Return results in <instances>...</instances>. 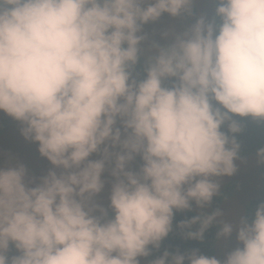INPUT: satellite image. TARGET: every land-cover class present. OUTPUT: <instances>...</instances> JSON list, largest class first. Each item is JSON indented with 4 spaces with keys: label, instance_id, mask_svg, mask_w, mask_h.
<instances>
[{
    "label": "clouds",
    "instance_id": "9594fccd",
    "mask_svg": "<svg viewBox=\"0 0 264 264\" xmlns=\"http://www.w3.org/2000/svg\"><path fill=\"white\" fill-rule=\"evenodd\" d=\"M194 2L0 0V111L60 169L28 187L24 165L0 168V264H140L174 210L208 207L213 177L236 171L233 117L264 120V0H217L214 18L153 41L144 78L133 76L149 51L144 25L192 16ZM256 157L264 164V147ZM106 169L111 217L93 199ZM222 216L215 208L179 224L193 239L213 224L217 241L235 232L242 246L222 261L193 249L147 264H264V201Z\"/></svg>",
    "mask_w": 264,
    "mask_h": 264
},
{
    "label": "rangeland",
    "instance_id": "374dc122",
    "mask_svg": "<svg viewBox=\"0 0 264 264\" xmlns=\"http://www.w3.org/2000/svg\"><path fill=\"white\" fill-rule=\"evenodd\" d=\"M216 6L217 0H195L192 4V16L172 17L164 13L158 20L144 25L143 31L147 33V39L141 42V48L149 51L142 53L146 57L150 54V46L153 41L161 45L168 43L169 38L162 35L165 31L170 33L182 32L194 23L200 15L207 19L214 18ZM21 127L19 121L0 111V168L15 167L18 164L24 165L26 169L25 183L28 187H34L49 170H55L59 173L60 169L55 168L46 157L40 155L37 142L25 139L21 135ZM89 158L97 159L99 156L94 153ZM235 163L237 165L236 171L231 176L213 177L220 184L217 195L213 196L218 199L215 208H220L223 212L220 219L230 221H235L240 214L246 211L247 202L258 197L264 187L261 164L257 162L256 154L238 157ZM141 164L142 161L137 155L133 161L129 162L128 168L137 171ZM101 179L104 181V187L93 199L108 213L112 211L109 207V193L114 178L106 169L102 173ZM190 205L189 209L180 211L191 210L195 213H201L211 212L215 209L212 208V203L204 209L198 208L195 201H190ZM235 235L233 232L227 240L222 242L216 239L215 251L212 256L222 261L229 251L237 246H242L236 241ZM9 254H16V250L10 247ZM138 259L140 264H147L144 257H138Z\"/></svg>",
    "mask_w": 264,
    "mask_h": 264
},
{
    "label": "trees",
    "instance_id": "16d2710c",
    "mask_svg": "<svg viewBox=\"0 0 264 264\" xmlns=\"http://www.w3.org/2000/svg\"><path fill=\"white\" fill-rule=\"evenodd\" d=\"M192 7V6H191ZM218 22V18H217ZM146 56L142 53L140 58L134 68L133 76L136 79H143L145 76L144 69L146 68ZM165 86H170V80L164 81ZM7 115V114H6ZM240 124V131L235 134V138L240 145L238 157H244L247 155L256 154L257 149L264 147V120L253 119L251 117H233ZM3 125V124H2ZM222 130L227 132V124L221 126ZM261 174L264 181V164H261ZM264 201V187L263 191L258 195V197L249 200L246 204V211L251 214L255 206ZM212 208H215L218 199L216 197L212 198ZM207 213V212H205ZM191 210L187 211H177L174 210L173 220H172V230L169 234L161 241L159 248L151 249L149 256L144 257L145 260L151 261L159 256H161L164 251L169 253L179 252L181 254L188 253L193 249L198 251V254H203L206 256H212L215 251L216 242V230L217 225L213 224L204 233L202 239L188 238L184 235L187 228H180L179 224L181 221L190 220L192 217L196 216ZM112 211L108 212V216L111 217ZM198 227L193 225L191 230H195ZM11 247V245H10ZM151 248V246H149Z\"/></svg>",
    "mask_w": 264,
    "mask_h": 264
}]
</instances>
